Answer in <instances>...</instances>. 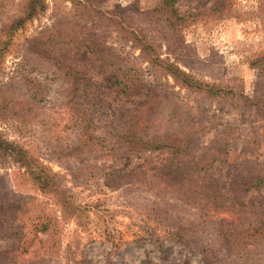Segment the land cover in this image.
<instances>
[{"label": "rangeland", "instance_id": "obj_1", "mask_svg": "<svg viewBox=\"0 0 264 264\" xmlns=\"http://www.w3.org/2000/svg\"><path fill=\"white\" fill-rule=\"evenodd\" d=\"M30 1L0 0V35L5 24L25 17ZM62 1L45 0L38 16L20 24L2 63L0 81L12 80L13 97L19 98L21 108H26L24 114L36 116L37 121H29L27 128H19L22 119L1 121L0 130L12 140L35 144L42 160L60 174L62 185L70 190L77 213L66 212L52 195L26 182L23 172L17 173L18 165L0 157V264H204L198 251L171 239L174 221L179 219L174 212L170 214L173 207L164 205L165 201L151 191L143 190L144 180L170 175L168 151H140L124 170L122 162L114 165L111 161L109 164L115 167L107 179L100 167L104 161L97 162L98 168L90 166L95 161L81 163L75 156L59 160L54 155L55 131H61L67 123L63 113H72V91L58 78L59 74H53L43 61L29 54L27 40L42 35L58 18L68 16L71 9L75 19L83 16L87 21L80 6ZM101 1L104 9L120 6L119 12L123 13V7L130 5L150 9L158 0ZM176 7L188 16V23L169 42L157 38L162 44V57L170 56L171 62L206 84L239 89L251 100L250 104L264 95V0H177ZM107 41L129 65L139 66L135 61L143 60L140 50L117 34ZM66 52L67 49L64 53L68 57ZM70 58L74 60V56ZM75 63L82 70H91L88 62ZM143 69L147 83H154L160 94L171 98L170 104H181L195 116L204 146L225 139L223 128L232 126L233 134L226 137L230 154H239L240 161L264 159L261 113L254 108L248 111L241 101L230 106L217 100L212 103L209 98L194 100L172 77L149 71V63L144 62ZM102 89L106 100L114 101H106L109 109L130 105L127 98L116 100L113 83H105ZM33 107L34 113L28 111ZM55 123L60 127H55ZM70 137L72 142L75 137ZM68 139L65 141L69 143ZM229 167L225 157L213 169L225 189L231 179ZM175 203L181 211L183 206ZM246 203L264 210V187L252 190ZM20 204L23 207L18 210ZM186 209L182 213L187 219L197 218L195 209ZM40 221L47 223V231H40ZM217 264L230 263L220 257Z\"/></svg>", "mask_w": 264, "mask_h": 264}, {"label": "trees", "instance_id": "obj_2", "mask_svg": "<svg viewBox=\"0 0 264 264\" xmlns=\"http://www.w3.org/2000/svg\"><path fill=\"white\" fill-rule=\"evenodd\" d=\"M62 2L80 6L87 21L83 16L75 19L71 9L68 16L58 18L42 35L27 40L29 54L43 61L53 74H59L58 78L72 91L69 100L72 113H63L67 123L61 131H55L52 150L56 158L65 160L75 156L81 163L95 161L90 166L98 168L97 162L104 161L106 164L100 167L107 179L115 167L109 164L111 161L114 165L122 162L124 170L130 166L132 156L140 151H168L170 175L144 180L143 190L160 197L164 205L170 204L173 207L170 214L174 212L175 218L179 217L174 221L171 239L198 251L204 264H217L220 257L230 264H264V210L246 203L252 190L264 187V159L240 161L239 154H230L226 149V137L233 134L232 126L223 128L225 139L204 146L195 116L181 104H170L171 98L160 94L154 83H147L143 77V63H149V71L153 74L172 77L194 100L209 98L212 103L217 100L230 106L241 101L248 111L254 108L264 116V95L250 104L251 100L239 89L206 84L178 63L171 62L170 56L162 57V44L158 39L169 42L172 35H177L188 23V16L176 7L177 0H158L147 10L130 5L123 7L126 11L123 13L119 12L120 6L104 9L101 0ZM44 4L45 0H31L23 19L17 18L4 25L0 35V74L8 46L20 24L38 16ZM114 34L140 50L143 60L135 61L139 66L129 65V61L116 54L108 44L107 40ZM66 49L68 57L64 53ZM71 56H74L73 61ZM79 60L88 62L91 70L77 67L75 61ZM105 83H113L116 100L127 98L126 103L130 105L109 109L106 101H114L106 100L103 95ZM10 87H13L12 80L0 81V122L22 119L23 125L19 128H27L29 121L37 117L24 114L26 108L19 106V98L13 97ZM34 110V107L28 109L31 113ZM55 127L60 124L55 123ZM71 135L75 137L72 142ZM37 152L34 143L12 140L0 130V157L9 158L13 165H18L17 173L23 172L22 177L35 189L52 195L66 212L76 214L75 200L70 190L62 185L60 174ZM225 157L230 163L228 175L231 177L227 189L213 173L215 164ZM175 202L183 206L181 211ZM22 207L20 204L17 208ZM186 208L195 209L197 218L187 219L182 213ZM195 222L198 223L193 227ZM38 226L41 232L48 230L43 221Z\"/></svg>", "mask_w": 264, "mask_h": 264}]
</instances>
